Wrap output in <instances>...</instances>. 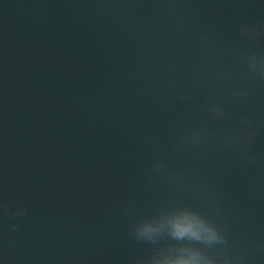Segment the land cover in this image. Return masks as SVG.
<instances>
[{
	"label": "water",
	"instance_id": "obj_1",
	"mask_svg": "<svg viewBox=\"0 0 264 264\" xmlns=\"http://www.w3.org/2000/svg\"><path fill=\"white\" fill-rule=\"evenodd\" d=\"M182 247L264 264V0H0V264Z\"/></svg>",
	"mask_w": 264,
	"mask_h": 264
},
{
	"label": "clouds",
	"instance_id": "obj_2",
	"mask_svg": "<svg viewBox=\"0 0 264 264\" xmlns=\"http://www.w3.org/2000/svg\"><path fill=\"white\" fill-rule=\"evenodd\" d=\"M178 241H208L221 239L216 227L197 211L190 208L178 209L163 221L147 220L140 226V234L154 236L163 227ZM154 264H215L203 251L196 247H182L175 251L161 252Z\"/></svg>",
	"mask_w": 264,
	"mask_h": 264
}]
</instances>
